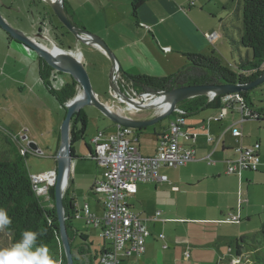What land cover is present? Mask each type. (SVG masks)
<instances>
[{
	"label": "crops",
	"instance_id": "0c3cea01",
	"mask_svg": "<svg viewBox=\"0 0 264 264\" xmlns=\"http://www.w3.org/2000/svg\"><path fill=\"white\" fill-rule=\"evenodd\" d=\"M190 1L145 0L138 8V24L131 15V0H66V5L69 14L81 27L102 37L113 50L120 64V73L167 76L189 63L185 53L208 54L212 51L222 60L230 57V62L233 59L231 62L235 65L228 66L236 68L235 58L228 45L223 42V34L219 36L217 31L220 25L213 20L217 13L211 8L207 10V0H195L194 5ZM0 2V8L10 7L5 0ZM32 2L35 0L29 1ZM205 10L209 12L206 13ZM31 27L28 31H22L35 36L39 23ZM212 33H217V37L210 41ZM60 35L68 53L77 57L85 67L91 65L92 68H98L97 58L100 56L106 62L105 69L110 72L111 61L101 49L87 44L81 46L68 34L63 35V32ZM53 36L50 35L51 41ZM222 47L226 48L229 56L224 54ZM40 57L32 48L9 40L7 33L0 28V114L4 107L8 108V113H12L13 117L15 111H22L28 120L19 130L23 132L21 137L14 135V138L19 142H34L37 145L35 149L38 150L55 147L58 152L66 111L48 90L40 75ZM57 75L66 77L59 89L72 81V76L68 73ZM128 88L132 89L130 85H127V90ZM96 93L101 97L98 90ZM127 108L120 106L117 110L134 119H143L135 113V108ZM219 110L220 108H205L187 113L183 131L194 138L183 135L180 142L183 147L195 149V160L176 168L163 167L162 172L168 175V181L138 184L137 191L131 197L134 201L128 202L131 209L145 220L151 235L146 239L144 253L124 259L122 264H235L234 259L238 258L242 261L240 264H255L248 254L249 250L245 248L247 240L253 235L244 228L251 222L252 214L257 211L264 213V202L254 198L258 188L264 185V134L259 133L264 129L254 127L253 130H248V123L245 125L247 129L243 128V123L249 118L242 120L241 112L235 107L221 121L209 120ZM208 111L209 114L203 115ZM212 111L214 114L210 115ZM191 115H194L193 119L189 118ZM1 121L9 128L14 127L3 117ZM170 122L162 125L160 131L154 129L156 145L151 152L141 150L140 135H137L138 144L135 146L142 154L155 153L161 134L169 129ZM109 124L107 128L98 129L94 136L100 131L110 134L117 130L118 123L111 120ZM234 127H240L242 136L233 135ZM87 131L88 123L84 138ZM209 137L213 140H209ZM77 142L74 143L76 157L72 160L66 187L77 208L73 220L78 229L73 243L74 262L99 264V254L110 244L100 236L99 228L87 226L81 211L88 204L97 215L104 212L101 196L92 192L95 182L103 176V169L92 157L95 145L85 141L83 155L75 146ZM20 143L19 149L29 144ZM255 143L261 144L262 163L258 170L244 171L242 175L228 173V163L237 157V149L251 147ZM15 149L18 150L17 146ZM209 155L213 163H210ZM203 162L210 163L212 168L209 169L207 165L203 169L199 168L203 166ZM55 163L57 166V162ZM56 166L51 170H55ZM238 210L241 219L246 218V225L234 223L238 224L237 228L229 230L224 225L229 223L219 221L229 212ZM80 218L84 223L83 228L76 224ZM260 229L264 233V224ZM263 248L262 244L254 251L258 252Z\"/></svg>",
	"mask_w": 264,
	"mask_h": 264
},
{
	"label": "trees",
	"instance_id": "16d2710c",
	"mask_svg": "<svg viewBox=\"0 0 264 264\" xmlns=\"http://www.w3.org/2000/svg\"><path fill=\"white\" fill-rule=\"evenodd\" d=\"M131 1V15L137 23L138 8L145 0ZM65 11L73 23L85 29L69 14L66 0ZM243 22L240 44L252 51V59H241L236 69L224 64L222 58L214 51L208 54L185 53L189 63L173 74L158 77L122 72L120 82L129 84L139 96L155 91H167L185 85H222L251 82L264 74V0H244ZM7 35L9 40H15L10 34L7 33ZM17 42L21 43L20 41ZM58 73L62 72L56 69L47 59L40 57V75L48 90L66 111V104L77 95L80 85L72 78V81L66 83L61 89H56L50 78L53 74L57 75ZM259 87L264 88V83ZM240 95L244 97L246 107L251 113L250 117L246 118L253 117L260 121L264 120V105H257L252 100L251 90L241 91ZM223 97L224 95H220L210 100L207 95L196 96L182 101L179 107L186 110L187 113H194L205 108H221L224 104ZM87 123V115L83 108L73 115L71 143L74 157H76L74 143L84 138ZM143 129L145 128L136 129V134L140 135ZM87 146L89 147L88 144ZM27 158V154L22 155L21 153H18L13 159L0 154V207L7 210L12 220V224L9 229H5V232L10 236L11 244H13L21 238V233L25 230L43 231L45 234L38 238V242H42L48 249V255L52 258L54 264H68L60 236L54 186H49L48 198L51 199V206L46 207L42 200L45 197L37 195L34 189L31 174L26 165ZM63 201L65 221L73 250V243L78 233V229L73 223L77 208L68 188L65 190ZM74 261H76L75 258ZM74 264L76 263L74 262Z\"/></svg>",
	"mask_w": 264,
	"mask_h": 264
},
{
	"label": "built area",
	"instance_id": "2783aa9c",
	"mask_svg": "<svg viewBox=\"0 0 264 264\" xmlns=\"http://www.w3.org/2000/svg\"><path fill=\"white\" fill-rule=\"evenodd\" d=\"M190 4L194 5L195 0H191ZM216 37L217 33H212L209 36L210 41ZM130 94L132 97L136 96L135 99H139L135 91ZM152 94H145V97L149 99ZM217 96L212 93L210 99ZM223 102L219 112L210 116L209 120L221 121L234 107L241 112L242 120L250 117V110L240 93L224 95ZM174 112L175 118L159 139L153 155L142 154L135 146L136 143L138 144L136 129L121 124H118L115 132L105 134L100 131L92 139L95 144L92 157L103 169V176L95 182L92 191L101 196L104 213L98 216L91 211L88 204H85L82 217L88 224L99 228L100 236L110 244L99 254V264H122L124 259L140 256L145 251L146 239L151 235V231L145 220L131 209L127 200L128 196L137 191L138 184L168 181V175L162 172L163 167L176 168L195 160V149L183 147L180 142V137L183 135L194 138L183 131L186 112L179 107ZM232 132L236 137L242 136L240 127H234ZM209 140L213 138L209 137ZM260 149V143H255L251 147H239L237 157L228 163V173L242 175L247 170H258L262 163ZM20 151L23 155L27 153L43 155V151L26 146H22ZM208 159L213 163L210 155ZM31 178L37 195L48 198V187L41 184L53 185L56 171L34 174ZM225 218L224 222L238 223L240 211L229 212ZM162 236L163 234L160 235ZM234 260L235 264L242 262L239 258Z\"/></svg>",
	"mask_w": 264,
	"mask_h": 264
},
{
	"label": "rangeland",
	"instance_id": "374dc122",
	"mask_svg": "<svg viewBox=\"0 0 264 264\" xmlns=\"http://www.w3.org/2000/svg\"><path fill=\"white\" fill-rule=\"evenodd\" d=\"M29 1H34V0H5V3L8 4L10 7L4 8V9L1 7V12L4 18L8 21L10 25H12L13 27L19 30L28 31L29 29L32 28L31 25L36 26V24L40 21L39 15H38L40 13L43 15L42 20H46L47 26L40 28L41 30L36 29L35 35L44 33V31H46L44 34L45 36L47 35L46 37H48V40L46 39V37L45 38L43 37L42 39H40V41H42L45 44H48L49 48H57V46H60L63 49H65V43L64 41H62V38L60 35L61 32H63V35L68 34L73 40H76L73 34H71L70 32H67L69 30H67V28L62 25L61 21L57 18L56 14L53 12V9L50 7V5H48V3L45 0H35L34 3L33 2L29 3ZM207 2H209V7L208 6L206 7L207 10L211 8V10H214L217 13V15H215V18H213V20L217 21L218 24L220 25L217 31L219 32V36L223 34L224 36L223 42L225 41L226 45H228L229 51L232 52V55L235 58V62L239 64L241 59H252V51L250 49H247L241 46L240 44V35H241L242 29L244 26V22H243L244 0H218V2L216 0L214 1L207 0ZM28 6H30L31 8L29 11L27 9ZM36 6H39L38 10L36 9L37 8ZM207 10H205L206 13L209 12ZM47 15H49L48 19H47ZM50 17L51 19H49ZM52 20H54V22ZM53 25H56V27L58 28L57 32H55L56 28H54ZM49 26L51 28H49ZM51 34L54 35L52 37V41L50 40ZM78 43L81 46L85 45L84 43L79 42V41ZM222 51L224 52V54H228L225 47H222ZM229 59L230 57L226 58V60L223 58V63L226 65L230 64L231 66L235 65L233 62H231L233 61V59H231L230 62H229ZM97 63H98L97 65L98 68H92L91 65H86L85 68L89 74L94 90L96 91L98 90V92L101 93V97L98 96V98L101 101L108 100V101H103V102L108 103L111 106H113L116 109V111H118L117 108L120 106L126 107L113 97V91H111L110 89V78H109L110 72H108L104 67V63L106 62H104L103 59L100 56H98ZM63 79H66L65 75H63V77L61 75H52L50 78V80L52 81V85L56 89H59L64 84L65 81ZM125 85H129V84H125ZM79 88H80V91L77 94L81 93V87ZM128 90L131 93H134L133 89L128 88ZM50 97L54 101V98L51 95ZM251 98L257 105H264V101L262 102L260 101V100H264V88L257 87L251 90ZM112 103L116 104V106L118 107H115V105H113ZM128 107H131L132 109L135 108L133 109L135 113L140 118L142 117L143 119L153 118L161 112V109L158 107L147 108V109L136 108L133 106H128ZM83 109L88 116V131H87V134L85 135L86 137L84 139L79 140L75 144V146L77 145L78 151L80 152V154L83 153L84 155L85 148H86L85 141H88L89 143L93 145L94 142L91 140L92 136L95 135L98 129L107 128V126L110 125L109 123L111 122V119L105 116L94 105H86L84 106ZM207 114H209V111L203 113V115H207ZM211 114H214L213 111L210 112V115ZM2 117L4 118V120H7L10 123H12L14 127L13 126L11 128L7 127L6 123L1 121ZM173 117H174V114H171L167 116L166 118H164L163 120L155 123L154 125L148 126L145 129H143L142 133L140 134V141H141V146H142L141 150H143L144 152L152 151V148H154L156 145V133H154V129H156L157 131H160L162 127L166 125V123L170 122L173 119ZM13 118H15V120H13ZM189 118L193 119L194 115H191ZM27 120H28V117L25 114H23L22 111H15V115L13 117L12 113L10 114L8 113L7 107H4L3 109H1L0 154H4L8 158L13 159L18 153H20L19 147H18V145L21 144L20 142L22 143L24 142V145L30 142L27 140L19 142L14 138V135H18L19 137H21L20 134H23V132H19V130L22 128L23 126L22 124H25ZM247 123L250 124L248 125V130H253L254 127H257L258 129H264V120L260 121V120H256L253 118H249L243 123V128H246L245 125ZM259 133L264 134V131H260ZM7 138H8V141H7ZM233 140L235 141L234 138ZM15 146H17L18 150L15 149ZM42 151H43L42 156H38L33 153L28 154V158L26 159V165L31 175L39 174L40 172H48L51 169L55 168L56 166L55 162H57L58 152L55 149V147H49L47 149H43ZM207 163H204L203 166L199 168L203 169L206 165L209 167V169L212 168L213 165H210V163L208 164ZM54 183H53V186H54ZM41 185H44V183ZM133 195H131L130 197L129 196L127 197V200L129 202L134 201V199L131 198ZM45 198H42L44 205L46 207L51 206V199L47 197ZM254 198L261 202H264V185L258 188V193L256 194V196H254ZM259 205H263V204H259ZM251 218H252L251 222L244 229L247 230V232H249V234L253 236H251L247 240V244L245 245V248L249 250L248 254L252 257L255 264H264V248L263 250L258 251V252L254 251L255 248L262 246V244L264 247V233L262 232V229H260L262 225L264 224V213H260L259 211H257L255 214H252ZM225 219L226 218L224 217L220 219L219 221L222 223H229V224H224L226 227L229 228V230H235L238 224L239 225L242 224L243 226L246 225L245 217L241 219V216H240V221L238 222V224H234L231 222H224ZM76 224L80 228L84 227V223L81 218L76 221ZM87 226H92L93 228L96 229V227L93 224H88ZM11 245L12 244H11L10 236L5 232V230L0 231V248L10 247Z\"/></svg>",
	"mask_w": 264,
	"mask_h": 264
},
{
	"label": "water",
	"instance_id": "95a60500",
	"mask_svg": "<svg viewBox=\"0 0 264 264\" xmlns=\"http://www.w3.org/2000/svg\"><path fill=\"white\" fill-rule=\"evenodd\" d=\"M48 5H50V7L53 9V12L56 14L61 23L69 30L71 34H73V36L77 40V43L79 41L84 44L94 46L98 49H101L108 56L111 61L109 78L110 89L111 91H113V97L126 107L133 106L136 108L147 109L145 102L146 100H148V98L145 97V94L142 95L139 99H135V97H132L130 95V92L125 89L124 86L120 83V64L115 53L105 42V40L102 37L85 29H82L75 23H73L65 11V0H54L53 2H49ZM0 27L8 34H10L15 40L23 42L28 47L36 51L41 57L47 59L56 69H58L62 73L70 74L81 87V93L77 94L66 105L67 110L61 126L60 147L57 153L56 179L54 183L56 209L60 223V236L62 245L67 255L68 264H74V256L69 239L68 228L65 221L63 199L65 189L69 180L71 163L74 158L72 154L71 143V121L73 115L76 112L84 108V106L86 105H94L112 121L124 126L140 129L154 125L155 123L171 115L177 108V106L182 101H185L187 99L201 95H209L212 93L217 94L218 96L236 92L240 93L241 91L253 90L264 83V74H262L257 79L248 83L222 85L195 84L179 86L167 91L151 92L153 94L150 98H152L153 96L162 97L165 94H169L171 96V103L169 107L162 110L153 118L134 119L127 115L121 114L119 111L111 109L113 106L101 101L93 88L91 79L85 66L80 62V60L77 57H73L72 55H70L68 53V50L63 49L60 46H57V49L60 52H53L52 50L48 49L42 41L37 39H42L43 37L45 38L46 36L44 33H40L36 36H29L24 31L13 27L4 18L1 12V8ZM29 146L34 149L37 148V145L34 142H29Z\"/></svg>",
	"mask_w": 264,
	"mask_h": 264
},
{
	"label": "clouds",
	"instance_id": "9594fccd",
	"mask_svg": "<svg viewBox=\"0 0 264 264\" xmlns=\"http://www.w3.org/2000/svg\"><path fill=\"white\" fill-rule=\"evenodd\" d=\"M120 75H121V73H120ZM119 81H120V78H119ZM122 85L124 86L125 89H127V85H125V84H122ZM136 95L138 96V98L141 97L138 95L137 92H136ZM207 96L210 99V94ZM153 97H155V96H153ZM210 100H212V99H210ZM177 107H179V105ZM113 109L116 110L114 107H113ZM161 111H162V109H161ZM184 111L186 112V114H185V117H186L187 111L186 110H184ZM172 114L175 115V112H173ZM27 145L28 146H26V147L31 148L29 146V144H27ZM31 149L38 150V149H34V148H31ZM19 151H20V149H19ZM39 151H42V150H39ZM20 153H21V151H20ZM28 154L29 153H27V155ZM38 156H42V155H38ZM55 171H56V169H55ZM40 173H42V172H40ZM42 186L48 187V189H49V186H53V185H48V184L44 183V185H42ZM48 195H49V193H48ZM11 224H12V220H11L10 216L8 215L7 210L0 207V231H4L5 229H9ZM44 234L45 233L43 231H33V230L23 231L21 233V238L18 241L14 242L10 247L0 248V264H54V261L48 255V249L43 245L42 242H38V238L42 237Z\"/></svg>",
	"mask_w": 264,
	"mask_h": 264
},
{
	"label": "bare ground",
	"instance_id": "6f19581e",
	"mask_svg": "<svg viewBox=\"0 0 264 264\" xmlns=\"http://www.w3.org/2000/svg\"><path fill=\"white\" fill-rule=\"evenodd\" d=\"M45 1L49 4V2H53L54 0H45ZM37 39L40 40V38H37ZM44 45L48 49L52 50L53 52H60L59 50H55V49L49 48L46 44H44ZM170 101H171V96L169 94H165L162 97H152V98L146 100L145 105L147 106V108L158 107V108L164 110V109H167L169 107V105L171 103ZM111 109H113V107ZM81 214L83 216V212L82 211H81Z\"/></svg>",
	"mask_w": 264,
	"mask_h": 264
},
{
	"label": "flooded vegetation",
	"instance_id": "af4514ba",
	"mask_svg": "<svg viewBox=\"0 0 264 264\" xmlns=\"http://www.w3.org/2000/svg\"><path fill=\"white\" fill-rule=\"evenodd\" d=\"M37 8V10L39 9V6H36ZM35 12H36V10H35ZM39 13V12H38ZM39 15V27H38V29H40V28H42V27H44V26H47L46 25V20H42V18H43V15L42 14H38ZM48 17H49V15H47V19H48ZM49 19H51V17L49 18ZM53 19V18H52ZM53 22H54V20H52ZM63 25V24H62ZM52 26V25H51ZM64 26V25H63ZM53 27L54 28H56V31L55 32H57V27H56V25H53ZM65 27V26H64ZM49 28H51L50 26H49ZM68 30V29H67ZM46 31H44V33H45ZM67 32H69V31H67ZM47 36V35H46ZM47 40H48V37L46 38ZM52 49H55V50H58L57 48H52Z\"/></svg>",
	"mask_w": 264,
	"mask_h": 264
}]
</instances>
